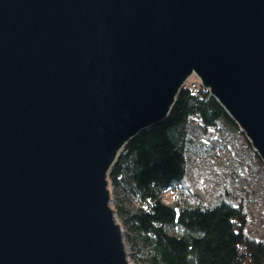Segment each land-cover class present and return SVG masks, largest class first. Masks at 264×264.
Returning a JSON list of instances; mask_svg holds the SVG:
<instances>
[{"label":"water","instance_id":"95a60500","mask_svg":"<svg viewBox=\"0 0 264 264\" xmlns=\"http://www.w3.org/2000/svg\"><path fill=\"white\" fill-rule=\"evenodd\" d=\"M191 75L264 161V0H0V264H132L110 168Z\"/></svg>","mask_w":264,"mask_h":264},{"label":"trees","instance_id":"16d2710c","mask_svg":"<svg viewBox=\"0 0 264 264\" xmlns=\"http://www.w3.org/2000/svg\"><path fill=\"white\" fill-rule=\"evenodd\" d=\"M206 141L224 129L241 148L251 143L217 99L202 85L183 84L168 115L133 136L110 168L109 179L135 210L117 204L125 239L142 264H264V236L250 234L252 216L233 172L212 199L203 200L187 178L190 128ZM189 191L195 202H165L162 192Z\"/></svg>","mask_w":264,"mask_h":264},{"label":"rangeland","instance_id":"374dc122","mask_svg":"<svg viewBox=\"0 0 264 264\" xmlns=\"http://www.w3.org/2000/svg\"><path fill=\"white\" fill-rule=\"evenodd\" d=\"M198 77L192 75L186 84L197 85ZM190 136L193 143L186 148L187 154V178L193 190L203 200L212 199L214 192L223 182V174L233 172L236 175V185L242 195L246 197L247 208L252 216L249 231L252 236H264V161L251 148H241L234 137L224 129H221L211 141H206L198 126L190 128ZM111 205L116 210L117 204L122 200L130 210L139 207V201L134 197L123 195L110 182ZM162 198L166 202L194 203L192 194L185 190H167L162 192ZM116 218L122 224L124 236L126 227L116 211ZM126 251L132 264H142L134 256V249L126 241Z\"/></svg>","mask_w":264,"mask_h":264},{"label":"built area","instance_id":"2783aa9c","mask_svg":"<svg viewBox=\"0 0 264 264\" xmlns=\"http://www.w3.org/2000/svg\"><path fill=\"white\" fill-rule=\"evenodd\" d=\"M191 76H192V75H191ZM191 76H190V77H191ZM186 81H187V80H186ZM198 81H199V82H198V84H197V85H201V82H200V80H198ZM185 83H186V82H185ZM165 202H166V201H165Z\"/></svg>","mask_w":264,"mask_h":264},{"label":"bare ground","instance_id":"6f19581e","mask_svg":"<svg viewBox=\"0 0 264 264\" xmlns=\"http://www.w3.org/2000/svg\"><path fill=\"white\" fill-rule=\"evenodd\" d=\"M117 219V218H116ZM117 221H118V219H117Z\"/></svg>","mask_w":264,"mask_h":264}]
</instances>
